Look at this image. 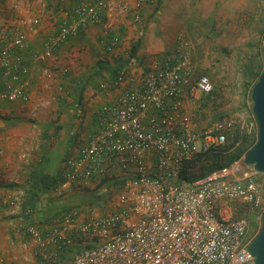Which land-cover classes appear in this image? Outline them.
Segmentation results:
<instances>
[{"label": "built area", "instance_id": "2783aa9c", "mask_svg": "<svg viewBox=\"0 0 264 264\" xmlns=\"http://www.w3.org/2000/svg\"><path fill=\"white\" fill-rule=\"evenodd\" d=\"M104 7L98 0L65 9L58 32L48 38L40 58L51 57L88 25L101 24ZM116 44L117 39L108 37L109 50ZM25 49L22 35L0 49V73L7 80L0 84V102L28 99L29 68L21 54ZM190 49V41L179 36L176 48L156 63L139 87L103 108L100 130L68 161L66 179L116 180L131 166L136 174L125 179L118 211L79 222L78 211L72 210L63 225L48 234L28 228L43 264H58L75 234L88 243L68 264H254L248 250L255 237L251 216L262 221L264 174L248 167L251 174L231 177L232 166L192 185L178 181L183 162L225 145L237 128L236 121L225 120L202 133L191 130L183 90L210 95L214 84L207 75L193 81ZM123 77L125 71L120 80ZM223 202L245 205L251 215L225 214L220 210Z\"/></svg>", "mask_w": 264, "mask_h": 264}, {"label": "crops", "instance_id": "0c3cea01", "mask_svg": "<svg viewBox=\"0 0 264 264\" xmlns=\"http://www.w3.org/2000/svg\"><path fill=\"white\" fill-rule=\"evenodd\" d=\"M82 1L98 0H0V49L22 35L26 49L21 54L29 68L25 79L28 99L0 102V264H43L36 256L37 243L28 234L30 227L48 234L61 227L72 210L78 211L79 222L102 217L97 198L106 194L105 184L134 177L135 166L116 180L67 181L68 161L77 158L81 147L100 130L103 108L139 87L156 63L176 48L179 36L190 41L194 55L189 26L198 24L197 11L213 9L226 0H212L213 5H207V0H102L101 24L88 25L60 44L51 57L41 59L46 41L63 22V11ZM222 21L219 13V27ZM108 37L117 39L112 50ZM138 42L139 52L130 61L132 47ZM194 63L193 81L198 77ZM118 67L126 72L122 80L116 79ZM203 69L204 74L209 70ZM6 81L0 73V84ZM214 93L215 86L210 95L192 94L189 87L184 88V104L194 132L202 133L218 122L211 115ZM243 172L251 174L252 170L238 163L231 168V177ZM59 174L65 176V182L44 193L40 189L43 178ZM260 178L255 180L262 182ZM220 204L221 211L234 215V204ZM80 239L72 236L68 248L77 250L66 255L65 264L88 243L82 241L81 246Z\"/></svg>", "mask_w": 264, "mask_h": 264}, {"label": "rangeland", "instance_id": "374dc122", "mask_svg": "<svg viewBox=\"0 0 264 264\" xmlns=\"http://www.w3.org/2000/svg\"><path fill=\"white\" fill-rule=\"evenodd\" d=\"M214 3L212 0L206 2L207 5ZM219 13L221 20H224L220 27L217 23ZM197 15L198 24L189 26L194 39L191 38V42L195 46L192 59L198 66L197 78L207 75L215 86V93L210 99L213 107L211 115L218 122L233 120L241 129L258 131L252 111V89L245 84V69L252 59H264V0H226L213 9L207 7L198 10ZM204 66L209 69L205 74ZM193 108L195 109L194 105ZM105 189L106 194L97 198V210L102 217L120 209L119 197L123 193L124 184L120 187L119 184L108 183L105 184ZM262 190L264 194L263 184ZM234 206L237 211L233 215L235 218L251 215L250 208H244L240 203ZM255 216L256 214L251 216L253 236L259 232L262 222ZM82 241L86 242L82 238L77 243L81 245ZM72 250L77 249L67 248L63 252L60 260L63 264L68 261L66 255Z\"/></svg>", "mask_w": 264, "mask_h": 264}, {"label": "trees", "instance_id": "16d2710c", "mask_svg": "<svg viewBox=\"0 0 264 264\" xmlns=\"http://www.w3.org/2000/svg\"><path fill=\"white\" fill-rule=\"evenodd\" d=\"M139 48L140 42L132 47L130 61L137 56ZM262 61H260L259 58L257 61L252 59L250 64L246 65L245 84L247 88L252 89L254 84L258 81L264 69V59ZM123 71L124 68L122 67H118L114 71L117 76L116 79L120 78ZM257 135L258 131L256 133L254 131L249 132L238 126L234 132L229 134V141L225 145L201 154L196 159L183 162L179 172V184L192 185L193 182L200 180L209 174L234 166L236 163L240 162L242 156L254 146L257 141ZM43 181L44 183L40 186V189L44 193H49L51 190L65 182V176L63 174L54 177L45 176ZM124 182L125 180L115 181V185L119 184L120 187H122ZM105 183L106 181L102 182L103 185ZM34 195L38 196L37 193Z\"/></svg>", "mask_w": 264, "mask_h": 264}, {"label": "water", "instance_id": "95a60500", "mask_svg": "<svg viewBox=\"0 0 264 264\" xmlns=\"http://www.w3.org/2000/svg\"><path fill=\"white\" fill-rule=\"evenodd\" d=\"M251 101L253 104V115L258 127L257 141L242 156L240 161L245 166L264 174V69L252 88ZM248 250L254 259V264H264V213L260 230L254 237Z\"/></svg>", "mask_w": 264, "mask_h": 264}, {"label": "flooded vegetation", "instance_id": "af4514ba", "mask_svg": "<svg viewBox=\"0 0 264 264\" xmlns=\"http://www.w3.org/2000/svg\"><path fill=\"white\" fill-rule=\"evenodd\" d=\"M244 208H247V206L243 205Z\"/></svg>", "mask_w": 264, "mask_h": 264}]
</instances>
